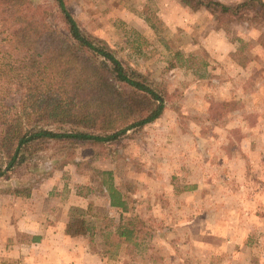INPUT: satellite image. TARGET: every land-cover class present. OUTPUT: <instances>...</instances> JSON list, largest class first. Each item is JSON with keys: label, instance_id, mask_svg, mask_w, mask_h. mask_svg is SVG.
<instances>
[{"label": "rangeland", "instance_id": "obj_1", "mask_svg": "<svg viewBox=\"0 0 264 264\" xmlns=\"http://www.w3.org/2000/svg\"><path fill=\"white\" fill-rule=\"evenodd\" d=\"M67 5L84 32L166 92V108L114 142L50 141L10 179L0 178V235H12L22 219L44 218L66 249L60 258L74 252L79 264H264V22H225L181 0ZM103 171L127 196L125 211L109 207ZM30 183L28 197L11 192ZM88 202L94 216L86 217L99 226L63 242L54 218L69 220ZM120 213L143 226L129 251L111 246L97 216L117 221ZM1 247L0 264H28L5 258Z\"/></svg>", "mask_w": 264, "mask_h": 264}, {"label": "trees", "instance_id": "obj_2", "mask_svg": "<svg viewBox=\"0 0 264 264\" xmlns=\"http://www.w3.org/2000/svg\"><path fill=\"white\" fill-rule=\"evenodd\" d=\"M42 5L32 0H0V178L11 175L50 141L100 144L159 118L166 108L147 77L125 67L103 40L84 32L67 0ZM192 11L204 9L225 22H264V0H181ZM180 54V53H177ZM182 56V55H180ZM184 60V59H183ZM184 60V62H186ZM100 182L109 207L127 209V196L112 172ZM34 185L13 187L28 197ZM8 190V189H7ZM92 202L74 207L68 236L93 234ZM91 216H94L92 213ZM101 232L111 246H138L143 230L138 217L108 214ZM145 230V227H144Z\"/></svg>", "mask_w": 264, "mask_h": 264}, {"label": "crops", "instance_id": "obj_3", "mask_svg": "<svg viewBox=\"0 0 264 264\" xmlns=\"http://www.w3.org/2000/svg\"><path fill=\"white\" fill-rule=\"evenodd\" d=\"M79 195V196H78ZM76 197L81 198V194L78 193ZM37 197L40 195L36 194ZM34 197V195H33ZM57 209V208H56ZM57 215L54 211V216ZM35 216V215H34ZM33 217H29V219H22L18 224L12 225L11 227V234L8 235V237L4 236L5 231L1 232L0 235V242H3L1 249H2V256L5 258H12L13 260H16L19 262L20 260L25 261L26 263H35V261L39 262L38 264H51V258L50 255L54 253L55 258L53 261V264H71L74 262V264H79L81 261V257H76L74 252H68L66 256H64L62 259L60 258V255L62 254L59 252L60 249L66 250L62 248V242L61 238L57 232V236L52 234V226L48 225L46 223V219L44 218H35L37 220H33ZM54 230L56 227L61 226V232H62V241L68 240V237L72 238L71 236H68L65 232V227L68 221V218L61 223L56 222V219L54 218ZM2 225L5 227H9L10 225L6 221H1ZM4 224V225H3ZM9 229V228H5ZM10 234V233H9ZM21 235H28L31 236L30 238H25V240L21 239ZM9 238V239H7ZM24 238V236H23ZM4 240V241H3ZM9 243V245H8ZM50 244H57L58 247L55 248V250H52V247L50 248ZM40 246L39 248H37ZM10 252V253H9Z\"/></svg>", "mask_w": 264, "mask_h": 264}]
</instances>
